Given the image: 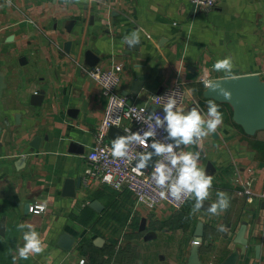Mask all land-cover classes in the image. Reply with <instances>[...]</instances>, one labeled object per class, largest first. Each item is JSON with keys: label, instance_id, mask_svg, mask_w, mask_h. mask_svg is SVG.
I'll use <instances>...</instances> for the list:
<instances>
[{"label": "crops", "instance_id": "crops-1", "mask_svg": "<svg viewBox=\"0 0 264 264\" xmlns=\"http://www.w3.org/2000/svg\"><path fill=\"white\" fill-rule=\"evenodd\" d=\"M192 6L189 0H0V264L18 256L28 231L21 223L32 225L46 247L15 264H82V258L83 264H188L201 220L202 264L240 248L234 237L243 222L253 243L239 264H264V130L247 134L232 107L205 98L198 80L209 72L210 79L227 76L213 65L229 56L233 72L264 78V0H221L195 12ZM133 31H139L137 50L124 43ZM88 50L99 56L97 65L123 66L119 91L131 102L144 104L179 78L189 89L185 112L196 104L206 118L208 102L218 105L223 123L216 132L202 147L182 146L200 152V167L213 177L208 201L226 192V211L211 215L202 206L193 214V199L180 210L150 209L129 191L104 185L82 183L75 197L63 195L66 179L82 177L106 108L103 88L89 74ZM138 75H146L145 85L135 94ZM94 199L101 212L89 206ZM37 201L46 202L45 212L29 210ZM150 231L156 237L146 239ZM64 232L76 238L70 249L59 245ZM111 232L128 236L124 247L125 237L115 246L105 235Z\"/></svg>", "mask_w": 264, "mask_h": 264}, {"label": "clouds", "instance_id": "clouds-1", "mask_svg": "<svg viewBox=\"0 0 264 264\" xmlns=\"http://www.w3.org/2000/svg\"><path fill=\"white\" fill-rule=\"evenodd\" d=\"M7 3L11 5V0H7ZM139 39V31H133L129 36L124 37V43L131 47L138 44ZM233 67L232 58L229 56L218 59L213 65V70L225 72L226 79H231ZM204 83L206 87L212 88L224 99H231V92L221 84L211 80H205ZM163 112V117L153 113L147 118L145 121L148 124L147 131L141 133V131L131 132L130 129H125L127 135L117 136L113 140L111 155L114 158H132L130 156L132 145L151 147L153 152L139 154L137 171L145 168L153 155L160 157L161 159L157 160L151 174L152 182L161 190L159 195L164 199L171 198L172 201L180 203L187 199H193L195 204L192 213L195 214L210 196L213 177L206 174L205 170L200 167L199 151H177V149L181 145L186 147L192 144L202 147L203 140L211 133L216 132L223 123V114L219 111L218 105L211 100L208 102L206 118L201 114L198 105L185 112L184 109L177 106V100L171 95L163 105ZM153 121L154 123H152ZM157 129H163L167 133L165 140L171 141V143L153 139L149 145L148 141L156 136ZM216 196L217 200L207 209L211 215H219L226 211L230 205L226 192L218 190ZM38 207L41 211L45 210L46 202ZM18 228H27L28 231L23 233L24 244L17 248L18 256H13V264L17 258L26 260L29 256L43 253L46 247L32 225L21 223ZM220 230L223 231V228L221 227Z\"/></svg>", "mask_w": 264, "mask_h": 264}, {"label": "built area", "instance_id": "built-area-1", "mask_svg": "<svg viewBox=\"0 0 264 264\" xmlns=\"http://www.w3.org/2000/svg\"><path fill=\"white\" fill-rule=\"evenodd\" d=\"M193 6L197 7H215L221 0H189ZM123 66L116 64L111 67H103L96 65L89 70L90 76L101 85L104 95L107 98L106 108L103 119L101 121L95 145L89 150L86 155L85 169L82 174V183L85 188L93 186H110L118 191H129L137 203L142 204L150 209H154L161 204H167L175 210H180L186 206L190 199L183 203L172 201L171 198L164 199L159 195L161 191L151 180V174L154 170V165L150 172L140 169L137 171L138 165L135 161L139 154L144 153L151 147H142L139 145H132L130 148V156L132 158H114L111 155L112 139L108 136V129L111 126L125 129H130L131 132L147 131L148 124L145 122L147 118L156 113L163 117V105L167 102L169 95L177 100V106L184 108L188 102L189 89L187 82L177 78L171 85L165 86L158 93L151 94L149 101L144 104L131 102L126 96L119 91L121 82V72ZM211 73H204L199 81L211 80ZM205 84V83H204ZM206 87V86H205ZM122 105V107H121ZM154 109V111H152ZM139 118V119H138ZM154 123V121L152 122ZM127 135L128 133L125 132ZM167 133L163 129H157V134L154 138H150L148 144L152 143L153 139L161 142L171 143L166 141ZM185 151L181 145L177 151ZM251 180L247 181V185ZM246 188V186H245ZM242 189V194H248V189ZM264 198V194H262ZM252 200V196L248 197ZM44 202H33L29 205V210L33 213H42L47 210H40V205ZM179 205V206H177ZM194 242V241H193ZM80 262L85 263L82 258ZM214 264V263H209Z\"/></svg>", "mask_w": 264, "mask_h": 264}, {"label": "water", "instance_id": "water-1", "mask_svg": "<svg viewBox=\"0 0 264 264\" xmlns=\"http://www.w3.org/2000/svg\"><path fill=\"white\" fill-rule=\"evenodd\" d=\"M199 11L201 10L200 7L192 6V11ZM133 48L136 47V50L139 48V43L131 46ZM86 59L87 63L90 66L94 67L100 61L99 56L95 54L92 50H88L86 52ZM232 71V78L226 79L224 77H214L211 79L214 83L221 84L224 88L228 89L231 92V99L226 100L222 96H219L217 92L213 91L210 87H205L204 89V97L207 99H214L218 102L227 103L232 107L233 110V120L240 125L243 130L249 134L254 135L259 130H264V78L260 73H237ZM145 76L146 75H138L133 82L132 92L135 94H139L142 88L145 85ZM4 76L0 74V89L4 86ZM39 98L37 94H33V98ZM41 102V101H40ZM39 101H35L34 104H40ZM191 107H196V104H192ZM154 111V109L152 110ZM201 111V110H200ZM202 113V111H201ZM1 131V128H0ZM126 135L125 132L116 126H111L108 129V136L112 139V141L117 136H124ZM33 145H36L32 142ZM31 144V145H32ZM32 145V146H33ZM34 147V146H33ZM152 148L148 149L144 153L153 152ZM157 156L153 155L152 158L148 161L147 166L144 169L147 173L150 172L152 169ZM135 164L138 165V158L135 161ZM212 165V164H211ZM210 166V163H209ZM208 166V167H209ZM214 167V166H213ZM82 186V177H79L77 180L68 178L65 180L64 188H63V195L75 197L77 195V188ZM212 202L206 200L203 204V207L207 210ZM264 205V202L262 203ZM89 206L93 209L101 212L103 209V204L100 200L94 199L89 203ZM146 218H144L141 222L140 230H145L146 228ZM2 222L0 223L1 226ZM204 230V222L201 220L197 225L196 230V237L192 244V248L189 255L188 264H202L201 257H200V242L202 241L203 231ZM247 232V223L243 222L240 227L238 228L237 232L235 233L234 241L238 243L240 248L231 252L227 258L224 260L217 262L216 264H239L240 260L243 257H248L250 253L249 246L253 243L246 236ZM145 238H155L156 233L154 231L147 232ZM75 236L64 232L61 234L59 239V245L64 249H70L73 244L75 243ZM104 238L99 236L96 239V243L101 245L103 243ZM255 254L257 258H260V245L255 246Z\"/></svg>", "mask_w": 264, "mask_h": 264}, {"label": "rangeland", "instance_id": "rangeland-1", "mask_svg": "<svg viewBox=\"0 0 264 264\" xmlns=\"http://www.w3.org/2000/svg\"><path fill=\"white\" fill-rule=\"evenodd\" d=\"M138 204H139V203H138ZM140 205H141V204H140ZM122 233H123V232H122ZM122 233H121V232H120V233H116V232H115V233H112V232H111V233H106L105 235H106L109 239H114V240L116 239L115 246L117 245V242H119L118 239H117V238H119L118 236L121 235V236H122V239H124V237H125V241H124L123 243L120 244L121 247H124V246H125V243H127V241H128L129 239H128V236L126 237L124 234L122 235ZM138 238H139V237H138ZM138 238H135L136 241H137Z\"/></svg>", "mask_w": 264, "mask_h": 264}, {"label": "trees", "instance_id": "trees-1", "mask_svg": "<svg viewBox=\"0 0 264 264\" xmlns=\"http://www.w3.org/2000/svg\"><path fill=\"white\" fill-rule=\"evenodd\" d=\"M200 90H201V92H202L203 88H202V89H200ZM238 127H240V126H238Z\"/></svg>", "mask_w": 264, "mask_h": 264}]
</instances>
